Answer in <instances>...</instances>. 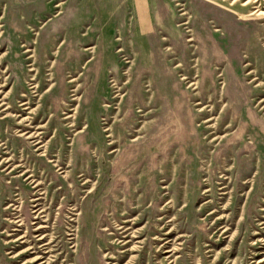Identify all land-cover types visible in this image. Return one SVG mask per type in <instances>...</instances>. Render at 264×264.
<instances>
[{
  "label": "rangeland",
  "instance_id": "1",
  "mask_svg": "<svg viewBox=\"0 0 264 264\" xmlns=\"http://www.w3.org/2000/svg\"><path fill=\"white\" fill-rule=\"evenodd\" d=\"M234 1L0 0V264H264V3Z\"/></svg>",
  "mask_w": 264,
  "mask_h": 264
},
{
  "label": "bare ground",
  "instance_id": "2",
  "mask_svg": "<svg viewBox=\"0 0 264 264\" xmlns=\"http://www.w3.org/2000/svg\"><path fill=\"white\" fill-rule=\"evenodd\" d=\"M239 1H241V0H235L234 3L236 4ZM260 3L263 4L264 3V0H246V2L242 5V7H243V10H247L253 4H260ZM255 14H257V16H258L255 20H262V21H264V12L262 11V9H258L255 13H252V15H255Z\"/></svg>",
  "mask_w": 264,
  "mask_h": 264
}]
</instances>
